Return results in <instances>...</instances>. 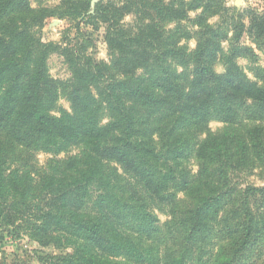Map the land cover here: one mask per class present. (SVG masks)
<instances>
[{"label":"trees","instance_id":"obj_1","mask_svg":"<svg viewBox=\"0 0 264 264\" xmlns=\"http://www.w3.org/2000/svg\"><path fill=\"white\" fill-rule=\"evenodd\" d=\"M91 1L63 0L62 5L69 12H61L58 17L65 14L78 17L87 13ZM192 1L190 4L185 0H125L120 5L101 0L97 3L94 13L109 24L104 38L109 50L116 55L110 64L93 62L86 67H76L75 80L68 88L73 112L56 118L50 111L62 82L47 73L49 48L29 29L32 25H41L53 14L31 8L28 0H0L2 228L12 226L21 215L15 202L16 195L27 194L25 188L28 186L32 190L33 178L23 169L26 165L20 162L19 156L39 146L49 150L57 140H80L86 161L81 174L83 184L76 180L70 183L48 180L44 189L45 197L50 200L49 209L40 216L41 224L33 226L34 236L42 245H49L53 244L55 233L60 229L71 232L72 236L75 231V252H83L80 256L83 264H126L118 262L117 257L134 258L135 264L146 262L147 256L139 249V244L130 241L129 234L121 230L126 204L118 206V192L115 184L104 179L102 160L118 162L124 171L137 179L146 193L160 201H169L171 197L164 195L167 182L158 176L154 166L155 161H159L158 154L148 150L147 137L137 130L140 124L150 125L151 115L145 113L147 109L164 111L172 122L178 115L185 119L197 116L203 108L218 100H249L264 114V85L249 78L235 63L237 56L248 55L249 48L232 46L225 56V71L218 74L214 70L218 54H223L219 41L226 36L212 29L204 15L225 12L227 7L222 0ZM197 9H201V14L194 21L201 27L200 39L203 40L192 54H188L179 45V26L168 29L166 25L186 20L188 10ZM250 11L248 32L256 39L263 38L264 12ZM125 13H132L138 19V24L129 31L122 30L119 25ZM244 27L242 22L234 27L236 40L242 36ZM184 37L190 36L185 33ZM190 58L195 62V68L189 80L168 66L171 60L185 63ZM75 62L72 61V66ZM106 76L110 81L105 79ZM91 88L98 91L97 97ZM101 97L105 98L104 108L110 117L105 124L100 122L103 115ZM173 130L174 126L170 135ZM212 158L216 173H223L229 166L227 158L214 154ZM11 165H15L13 169H10ZM90 181L102 189L95 201L99 216L83 220L79 218L80 193L82 186ZM112 181H117V176ZM208 182L209 177H206L205 183ZM184 183L187 187L186 178ZM122 185L128 187L127 183ZM251 189L263 195L259 205L263 208L254 213L249 203H245L242 219L231 228V239L222 251L224 253L215 255L214 264H259L260 252L264 249V187ZM140 207L137 217L139 231L142 234L149 232L148 236H151L155 231L151 225L154 218L143 203ZM68 213L76 215L78 221L60 218ZM193 214L200 219V210ZM169 264L179 263L172 259Z\"/></svg>","mask_w":264,"mask_h":264},{"label":"rangeland","instance_id":"obj_2","mask_svg":"<svg viewBox=\"0 0 264 264\" xmlns=\"http://www.w3.org/2000/svg\"><path fill=\"white\" fill-rule=\"evenodd\" d=\"M100 1L92 0L87 13L78 17L66 14L58 17L61 12H69L62 5L63 0H28L31 8L53 14L45 18L41 25H32L29 29L49 48L47 73L62 82L50 111L56 118L73 112L68 88L75 80L76 67H86L93 62L110 64L116 55L109 50L104 38L109 24L94 13L95 5ZM103 1L118 5L125 2ZM185 2L190 4L193 1ZM222 2L227 7L225 12L204 15L212 29L226 36L219 41L223 54L219 53L213 64L215 72L220 74L225 71V56L232 46H246L251 51L248 55L237 56L235 63L249 78L264 85V37L256 39L248 32L250 10L264 12V0ZM187 14L189 17L186 20L168 23L166 27L172 29L179 26V45L192 54L203 40L200 39L201 27L194 21L201 14V9L188 10ZM240 22L245 25L244 32L236 40L234 27ZM136 24L138 19L132 13H125L119 20L121 29L125 31ZM185 33L190 37L185 38ZM72 61H76L75 66H72ZM168 66L176 73L186 75L188 80L193 77L195 62L192 58L185 63L171 60ZM105 79L110 81L107 76ZM90 90L98 96L96 89ZM103 100V97L99 99L103 105L100 122L105 124L110 117ZM145 113L151 115L150 125L140 124L137 130L147 137L148 150L158 154L159 161H155L154 166L158 176L167 182L164 195L170 196L171 200L160 201L152 197L118 162L102 160L104 179L115 184L118 192V206L126 204L121 230L129 234L130 241L139 244V249L145 252L147 258L143 264H169L172 259L179 264H214L215 255L223 254L231 239V228H235L236 222L242 219L245 203H249L254 213L263 208L259 206L263 195L251 188L264 187V114L249 100H218L203 108L197 116L185 119L178 115L172 122L162 110L147 109ZM173 126L174 133L170 135ZM84 152L80 140H57L49 150L39 146L19 156L20 162L26 165L23 169L33 178L30 186L33 191L28 186L29 190L25 188L27 194L16 195L15 202L21 211L19 219L12 226L2 228L0 225V264H83L80 257L83 252H75V231L72 236L71 232L60 229L55 233L53 244L42 245L34 236L33 226L41 224L40 216L49 209L50 200L45 197L44 189L48 180L64 183L76 180L83 184ZM212 154L228 159L229 166L223 173L215 172ZM14 166L9 167L13 169ZM115 176L119 184L112 181ZM206 177L210 180L208 184L205 183ZM185 178L188 180L187 187ZM125 183L128 187L122 185ZM100 194L101 186L94 181L82 186L80 219L99 216L95 201ZM142 203L154 218L151 225L157 231H152L151 236H148L149 232L142 234L139 231L137 217ZM198 210L200 219L193 214ZM75 216L68 213L60 218L78 221ZM260 253L259 264H264V249ZM116 259L118 262L135 264L134 258Z\"/></svg>","mask_w":264,"mask_h":264}]
</instances>
